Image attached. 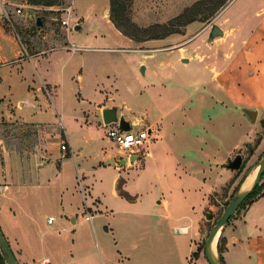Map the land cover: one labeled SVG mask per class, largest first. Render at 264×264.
Here are the masks:
<instances>
[{
    "label": "crops",
    "instance_id": "0c3cea01",
    "mask_svg": "<svg viewBox=\"0 0 264 264\" xmlns=\"http://www.w3.org/2000/svg\"><path fill=\"white\" fill-rule=\"evenodd\" d=\"M107 10L109 7L105 8L104 15L108 21L112 22L111 18L107 16ZM3 12V2L0 0V69L4 66L10 70L14 69L21 79L27 82V90L24 94L15 96L12 84L0 77V103H2L0 122H14L21 124L24 129H31V132L26 131V134H10L8 132L0 134V231L13 249V243L19 248L20 254L16 252V249L14 250L20 264H39L43 258H49L46 255L43 258H37L39 247L34 245L35 239L33 238V234L38 230L40 220L45 219V216H47L48 225H53L57 221L63 230H70L78 223L81 226L88 221L84 215L80 217L79 221L78 217L72 216V222L66 226L64 222L66 220H63L66 214H71L70 208L59 202L67 190L64 185L65 178L69 177L68 174H65L68 172L64 170L63 161L67 162L69 159H72L75 165L76 162L78 163V166L75 167L76 176L82 184L84 182L86 187L84 191H87L91 196V204L88 207H93V217L89 221L92 225L94 224L102 230L101 225L104 224V228L110 229L113 233V231L115 232L114 227L107 225L110 218L105 223L101 219L118 216V219L122 218L129 226L131 224L130 229L134 230V221L128 220V215L131 212H128L127 209L118 210L111 206H113L112 204H142V210L139 212L142 213V216H150L147 223H142V228H147L145 227L147 224L150 228L155 229L153 235L156 242L153 241L154 243L163 244V241H167V232L170 229L175 233L187 235L188 255L183 258V252L179 253L176 247V252L180 257L163 261V264H188V257L194 250L193 239L197 233L196 225L199 223L201 210L196 215H191L190 212L195 207H188L189 201L186 196L195 193L203 194V208L211 194V174L216 180L224 177L227 181L230 180L233 176L232 169L229 170L230 168L227 169L222 165L231 156L242 152L248 144L252 143L258 135L254 134L257 130L253 128L251 134L248 131L234 139L229 136L228 143L226 136H223L226 134H214V137L207 134L206 139L199 134H167L175 144L170 146L167 144L164 134H152L156 131L155 127L161 120L157 119V121L151 122L147 117L137 115L135 108L130 103L118 99L120 90L131 89V94L138 92L139 97L150 98L152 95H156L153 94L154 89H165V80L170 76L168 68L165 67L166 59L173 52H177L180 64L187 66L190 62L195 61L196 68L193 70L195 74L191 75V79L196 76H198L197 79H200L195 84H191L187 77L180 76L176 79L175 84L177 83V85L173 84L172 90L175 97H183L184 100L176 103L174 108L195 97L197 104L211 102L213 108L221 106L226 108V111L232 108L243 117L244 121L251 123L250 127L255 126L259 129L261 121L264 119V0H232L219 14L221 19L219 26L223 30V35L215 37L213 40H209L213 23L200 28L198 24L190 22L187 24L185 34L175 33L164 38L144 41H136L124 35L115 26L123 36V41L131 44L128 47L109 46L111 43L115 44L116 41L101 34L100 36L95 34L88 42L104 43L108 46H79L78 44H81L82 40L84 41L82 37L92 32L88 19L78 22L79 25L84 26V30H80V38L76 42L70 32L69 42L72 41L71 43L75 44L78 49L69 51L71 52L69 58L72 59L76 54H79L82 56L81 65L68 69L71 65L70 60L65 61V63H60L54 72L59 75V79L76 84L75 96L84 106L82 113L87 124L86 132L91 131L89 125L94 123L96 126L105 127L103 109L118 105L119 115H123L130 122L132 129L134 127L152 129L149 147H153L155 144L157 146L155 150H148L141 156L129 154L128 151L121 148L118 149L117 154L109 153L105 147L108 142H103L104 138H100L98 130V133L92 130L91 138L90 136L86 137L85 150L83 147L80 149L74 147L72 139L65 132L66 128L61 115H59V125L63 130V135L58 146V156L50 150L47 142L50 140L49 135L42 134V123L35 119L37 112L34 111L41 106L39 95L44 96L45 92L41 86L47 83V79L39 71L37 74L40 83L34 78V73L29 80L23 75L26 64L32 61L37 63V61L35 58H24V48L19 37L14 32L7 30L2 23ZM160 22L162 23V21ZM112 24L114 23L112 22ZM176 35L181 36L182 39ZM60 51L69 53L68 49H57L51 51L46 58L52 57ZM86 51L106 53L137 51L139 55L135 57L137 58L138 71L140 69L141 72V67L144 65L145 72H141V74L146 77L150 61L153 64L152 72L156 78H150L143 88H138L135 91V87L130 88L128 81L117 73V62L114 63L113 56H107L110 62H102L94 55L90 59L85 57ZM160 52L165 53V56L159 58L158 53ZM185 58L188 59L187 62H184ZM184 66L178 71H188V68ZM54 78L51 79V81L53 80L51 85L55 94L54 98L52 94L50 95V100L56 108L61 83ZM106 81H109L107 85ZM90 87L93 88V91ZM5 88H7V93H4ZM84 90L91 91V93H84ZM6 97L7 101L4 100ZM15 99L17 101L14 104L13 100ZM161 101L159 100L158 103L161 104ZM246 109L257 111L256 121L249 117ZM223 112L221 111V113ZM191 118L193 119L192 116ZM114 125L116 126V124ZM63 139L68 144L66 151L61 149ZM107 140L111 141V138L108 137ZM157 141L161 142L158 144ZM191 142L193 143L192 153L187 156L189 149H185L182 145ZM94 150L97 151L94 156L96 163L93 162L91 167L83 166L80 169L79 161L81 160L83 163V159L86 157L85 153L90 154ZM219 154L226 156L225 161L216 164L211 169V156L215 160V155ZM133 156H135L133 160H136L134 163L130 162ZM147 160L150 166L146 164ZM152 165L157 172V186L160 185L161 189L160 199L156 201L152 197L153 189L147 177L152 172L150 168ZM111 171V178L107 181L111 196L115 201L102 189V186L105 185V180L102 179L105 176L103 174ZM120 184L122 189L133 197L132 201L125 199L126 197L120 194ZM140 186L144 187L143 190L137 191L136 188ZM57 187L60 188L57 190ZM173 195L181 201L174 204ZM51 201L54 204L50 203ZM52 208L59 212L61 219L54 214H48ZM185 208L189 209L187 213L184 212ZM50 218H53L52 223H49ZM96 219H99L101 223H94ZM223 237L226 240L223 257L227 264H264V194L253 201L241 217L225 227ZM153 242H147L149 244L142 247L150 250V243ZM116 244L119 247L117 251L120 257H125L127 264L135 263V260H130L131 256L123 253L126 249L119 244V240H116ZM180 244L183 246L185 242L181 241ZM133 247L136 249L140 247V244H134ZM125 261L122 258L120 264H126Z\"/></svg>",
    "mask_w": 264,
    "mask_h": 264
},
{
    "label": "rangeland",
    "instance_id": "374dc122",
    "mask_svg": "<svg viewBox=\"0 0 264 264\" xmlns=\"http://www.w3.org/2000/svg\"><path fill=\"white\" fill-rule=\"evenodd\" d=\"M123 1L125 2L124 7L127 18H130L140 27H151V33L163 31L162 28H156L153 26L157 24H166L170 20H173L171 28H177L182 31L176 34L186 33L187 25H183V23L191 18H193L192 23L198 24V27L200 28L203 26H209L211 23L220 25L221 19L219 14L225 8L224 6L220 9V11L214 15H211L214 7L217 5L216 3L218 2L216 0ZM229 1L231 2L232 0H228L226 6L230 3ZM2 2L4 8L2 23L9 31L12 32H14L15 27H18L19 39L24 48V58H35L37 61V63L32 61L26 64L23 75L29 80L34 73V78L40 83L37 71H39L40 74L43 73L47 79V83L45 84L47 85L50 94L53 95V98L55 92L53 86L51 85L53 81H51V79L55 77L54 80L61 83L58 92L59 99L57 101L56 108L53 102L50 100V96L46 91L43 90L45 92L44 96L39 95L41 106L37 109H34V111L37 112L35 119L39 123H42V134L49 135L50 140L47 142L50 150L53 151L56 156H58V146L63 135V130L59 125V115H61L66 128L65 132L72 139L74 147L79 149L83 147L85 150L86 147L84 143L86 137L90 136L91 138L93 136L92 130L93 132H97L98 130L99 133H97L100 135V138H104L103 142H108L105 146L106 150L109 153L114 152L117 154L119 149L118 144L112 139L111 141L107 140V132L109 127H103L102 125L96 126L94 123L89 125L91 131L86 132L85 128L87 124L85 123V119H83L84 114L82 113V107L84 106L82 102L80 103V101H78L75 96L77 91L76 84H74V82L69 83V81H64V79L61 78L59 79V75L54 72L56 67L60 66V63H65V61L70 60L71 65L68 67V69H71L75 66L77 67V65H81L82 56H79V54H76L72 59L69 58L71 57V52L69 51H72L70 48L72 41L69 42V34L70 32L72 33L74 42L80 38V30H75V24H78V22L82 21V19H88L89 23L91 24L92 32L87 33L85 37H82L84 41L82 40L80 42L79 40L81 43L78 44L79 46H108L104 43H89L88 40L93 38L95 34L98 36L101 34L108 39L111 38L116 41L114 42L115 44L111 43L112 45L110 44L109 46H131V44L128 42L123 41V36L120 35L115 25L108 21L107 17L104 15V10L106 7H109L110 10V0H60V5L53 6L33 5L27 0H2ZM18 7L22 8V14H18L16 12ZM70 8L71 13L69 14ZM41 16L46 17L43 20V27L41 30H34L33 27L36 26L37 18ZM107 16L110 17V14H107ZM179 16L181 17L177 18ZM63 20H68L69 24L65 25ZM160 21H162V23ZM139 36H142V34ZM176 36L181 37L178 35ZM180 39H182V37ZM63 48L66 50L68 49L69 53L66 51H60L55 53L54 56L46 58L51 51ZM84 54L85 57L89 59L94 55L102 62H110L107 56H113L114 63L117 62V73L128 81L130 88L135 87V91L138 88H143V86L148 83L150 78H156L152 72L153 64L150 61V67L147 71L146 77L141 74L140 69L138 71L137 58L135 57L139 55V52L137 51H118L114 53L86 51ZM177 55V52H173L166 59L165 67L168 68V71L170 72L169 79L172 78V80H165V89L160 88L159 90L155 88L153 94L156 95H152L150 98L139 97V94H137L138 92L131 94V89L120 90V97L118 99L130 103L135 108L137 115L145 116L147 117L148 121L151 122L157 121V119L161 120L159 125L155 127L156 131L152 134H164L166 136L167 144H170V146L175 144L167 134L173 133L199 134V136H203L204 138L207 136V134H210V137H214V134H226L223 136H226L227 143L230 141V137L234 139L239 137L241 134H246L248 131L251 134L253 128L257 130L254 132V134H258L252 143L248 144L242 152L237 153L241 154L243 158L242 166L238 170H231L227 166L229 161L234 159L237 154L231 156L226 161V156L224 154L215 155V160H213V156H211V169H213V166H216V164H221L225 161L222 166L231 170L233 172V176L227 181L226 177L216 180L211 174V194L209 196L208 202L203 208V194L201 195V193H195L193 195L186 196L187 200L189 201V203H187L188 207H195L194 210L190 212L191 215H196V213L200 212L201 210L199 223L196 225L197 233L194 235L193 239L194 250L188 257V264H210L205 254V241L207 240L217 219L220 218L230 202L237 196L244 184V181L256 169L264 157V126L261 121V127L259 129L255 126L250 127L251 123L244 121L242 119L243 117H241V115L232 108H229V110L226 111V108H222L221 106H214L213 108L211 106V102L208 104L204 102L197 104L195 97L190 101H184L183 104L179 105L177 108H174L176 103L184 100L183 97H175V94L172 90L174 86L173 84H175V81H177L176 79L180 76L183 78L187 77L191 84H195L200 79H197L198 76H196L194 79H191V75L195 74L193 71L194 68H196L195 61H192L187 66H184L179 63L180 61ZM158 56L159 58H162V56H165V53L160 52L158 53ZM183 66L188 68V71H178L179 69L183 68ZM0 77L12 84L15 96H18L19 94L22 95L27 90V82L22 80L21 76L17 74L14 69L10 70L7 66L2 67L0 69ZM108 82L109 81H106V85ZM175 85H177V83ZM156 87L159 86L156 85ZM91 90L93 91V88H91ZM4 93H7V88H5ZM84 93L89 94L91 91L86 92V90H84ZM4 100L7 101V97L4 98ZM159 100H162L161 104L158 103ZM16 101V99L13 100V103L15 104ZM0 106H2V103H0ZM221 111L224 112L221 113ZM110 127H115V125L113 124ZM133 129L134 131L140 130L136 127ZM26 131L31 132V129H24L21 124H16L14 122H0V134H5L7 132L10 134H26ZM100 142L102 141L100 140ZM160 142L161 141H157L156 143L159 144ZM156 146V144L153 147L146 146L144 154L148 150H155ZM182 146H184L185 149H189L187 156L191 155L193 143L191 142L190 144ZM96 152L95 150L90 154L86 152V157L83 159L84 162L82 163L81 160L79 161V168H83V166L91 167L93 162L96 163L94 161ZM64 156H66V154ZM143 158L145 159L146 157L144 156ZM148 160L146 164L150 166ZM135 161L136 160H130L132 163ZM63 163L65 165L64 170L68 172L65 174H68L69 177L65 178L64 185L67 190L59 202L70 208L71 214H66L63 217V220H66L64 222L67 226L69 225V222H72V216L78 217V221L82 215L85 217L84 212L86 206L91 204V196L87 193V191L85 192L82 189V186H85L84 182L82 184V182L79 183L77 180L78 178L76 176L75 167L78 166V163L76 162L75 165L72 159H69L67 162L63 161ZM150 168L152 169V172L147 177L149 178L152 185V197L156 201L160 199L161 189L160 185L157 186L158 179L155 167L152 165ZM111 173L112 171L103 174L106 177L103 176L102 178L105 180V185L102 186V189L111 199H113L107 181L111 178ZM201 181L203 180L201 179ZM59 188L60 187H57V190ZM143 188V186H140L139 188L137 187L136 190L141 191ZM263 190L264 175L262 176V179L259 183L258 191L261 192ZM84 192L86 194L85 196ZM173 200L174 204L181 201L174 195ZM250 202L251 199L247 200L246 203H242L228 223L221 228V235L218 239L217 248L220 244V238L223 237V231L225 230V227L227 225H231L235 219L241 217L244 211L250 205ZM50 203L53 202L51 201ZM112 205V208L118 210L127 209L128 212H131L128 215V220L134 221V230L130 229L132 227L131 224L130 227L122 218L118 219V216L115 218L108 217L101 219L103 223H105V221L110 218V221L107 223V225L114 227L116 233L114 231L112 233L110 229L106 230L103 226L104 224L101 225L102 230L101 228H97L94 224L93 227L89 221L85 222L81 226L78 223L76 226L70 228V230H63L57 221L53 225H48L46 222L47 216H45V219L42 218V220H40L37 232L33 234V238L35 239L34 245H38L39 247L37 258H43V256L46 255L51 259L50 264H120V260L123 258V261H125L126 258L120 257V254L117 251L119 247L116 244V240H119V244L125 247L126 251L123 253L125 255L131 256V261L135 260V263L133 264H163V261L165 262L171 260V258H179L180 251L183 252V258L185 255H188L187 249L189 241L187 239V235L175 233L172 229L167 232V241H163V244L154 243L156 242V239L153 235L155 233V229L150 228V226L147 224H145V227L147 228H142V223H147L150 218V216H142V213L139 212L142 210V204ZM89 210L93 214V207H90ZM188 210V208H185L184 212L187 213ZM207 213H212V218H208ZM48 214H54L59 217V212L53 208L48 212ZM59 219L61 218L59 217ZM97 222H100V220L96 219L94 221V223ZM181 241L185 242L183 246L180 244ZM147 242H153L150 243V250L142 247L145 244H149ZM223 242L224 241L221 242L222 246H224ZM134 244H140V247L135 249L133 247ZM12 245L14 249H16V252L20 254L17 245L15 243ZM10 247L12 248L11 244ZM176 247L177 250H179V253L176 252ZM217 248L216 255L219 257ZM14 249L12 248L15 256L17 257ZM43 259L39 261V264H43ZM125 263L127 264V260ZM6 264H9L7 260Z\"/></svg>",
    "mask_w": 264,
    "mask_h": 264
},
{
    "label": "water",
    "instance_id": "95a60500",
    "mask_svg": "<svg viewBox=\"0 0 264 264\" xmlns=\"http://www.w3.org/2000/svg\"><path fill=\"white\" fill-rule=\"evenodd\" d=\"M107 13L110 14V10H107ZM45 16H41L37 18L36 26L38 27L39 30L42 29L43 27V20L45 19ZM75 30H84L83 25L77 24L75 26ZM223 35V30L218 24H213L211 27L210 35H209V40H213L215 37ZM188 59L185 58L184 62H187ZM141 72H145V67L144 65L141 67ZM249 117L253 120L256 121L257 118V111L255 110H250L246 109L245 110ZM103 115V121L106 125H111L115 123H119V127L124 130V131H129L132 129V126L128 120L125 119L123 115H119V107L118 105H113L109 107H105L102 111ZM135 156L132 157V160L134 159ZM243 163V158L241 154H237V156L230 160L228 163V168L232 170H238L241 168ZM264 174V157L262 158L258 172L256 174L254 183L250 190H248L245 193H238L237 196L230 202V204L227 206L223 214L220 216V218L217 219L215 225L211 229V232L205 241V254L210 262V264H217L215 260L213 259L211 252H210V245L217 234L218 230L224 227L230 218L236 213L237 209L241 206V204L246 200L247 196L256 188V186L260 183L262 176ZM247 180V179H246ZM244 181V183L246 182ZM213 214L212 213H207L208 218H212ZM0 250L4 257L6 258L7 262L9 264H20L18 261L17 257L15 256L12 248L10 247L6 237L0 232ZM220 264H222L220 262Z\"/></svg>",
    "mask_w": 264,
    "mask_h": 264
},
{
    "label": "trees",
    "instance_id": "16d2710c",
    "mask_svg": "<svg viewBox=\"0 0 264 264\" xmlns=\"http://www.w3.org/2000/svg\"><path fill=\"white\" fill-rule=\"evenodd\" d=\"M29 3L33 5H45V6H53V5H60V0H27ZM218 1L216 4V7H214L212 14L214 15L218 11H220L221 8L226 6L228 0H216ZM125 2L123 0H110V18L111 21L114 23V25L126 36H129L130 38L136 40V41H144L148 39H154V38H164L168 35H171L173 33H179L182 32L179 29H174L172 27L173 20H170L166 24H157L153 27L156 28H162L163 31H157L155 33L150 32L151 27H140L135 22H133L130 18H127L125 15ZM181 16L177 17L180 18ZM176 19V18H175ZM193 21V18L187 20L183 25H187L190 22ZM33 29H38L37 26H34ZM8 30V29H7ZM14 33L19 37V29L18 27H15ZM142 34V36H139ZM262 124L264 126V120H262ZM264 175V174H263ZM259 190V184L256 186V188L247 196L245 203L247 200L251 199L250 204L255 201L258 197L262 196L264 194L263 191ZM119 191L120 194L124 197H126L128 200H132L133 197L125 190L122 189L121 184L119 185ZM243 202V203H244ZM231 219V218H230ZM222 241H224V246H222ZM226 240L224 237L220 238V244L218 245V253H219V260L222 264H227L224 260L223 253L226 249ZM0 264H6V258L2 254L0 250Z\"/></svg>",
    "mask_w": 264,
    "mask_h": 264
},
{
    "label": "built area",
    "instance_id": "2783aa9c",
    "mask_svg": "<svg viewBox=\"0 0 264 264\" xmlns=\"http://www.w3.org/2000/svg\"><path fill=\"white\" fill-rule=\"evenodd\" d=\"M16 12L18 14H22L23 10L21 7H18L16 9ZM70 13H71V8L69 9V14ZM63 23L65 25L69 24L68 20H63ZM70 48L72 51L78 49V47L73 43L71 44ZM42 90L46 91L49 96L51 95L46 84L42 85ZM60 120L62 123L61 118ZM115 124H116L115 127H110L111 125L105 124V127H109V130L107 132L108 137L111 138L115 143H117L119 148L128 151L129 154H137L139 156L143 155L146 150V146L149 147V144L151 142L150 134L152 133V129L144 128L138 131H134L133 129L129 131H124L119 127V123H115ZM67 148H68L67 141L63 139L62 144H61V149L63 151H66ZM78 181L79 183H81L80 179H78ZM82 189L86 190V187L82 186ZM89 208L90 207L86 206V209L84 212L85 219L88 221H90L93 217ZM52 222H53V218H50L49 223H52ZM43 264H50V259L49 258L43 259Z\"/></svg>",
    "mask_w": 264,
    "mask_h": 264
},
{
    "label": "bare ground",
    "instance_id": "6f19581e",
    "mask_svg": "<svg viewBox=\"0 0 264 264\" xmlns=\"http://www.w3.org/2000/svg\"><path fill=\"white\" fill-rule=\"evenodd\" d=\"M258 168H259V165L256 167V169L252 173L250 172L251 174L249 175V177H247L246 182L241 187L240 193H245L248 190H250V188L252 187V185L254 183L256 174L258 172ZM220 235H221V229L218 230L217 234L215 235V237H214V239L210 245L211 255H212L213 259L215 260V262H217V264H220L219 257H217V255H216V248H217V243H218V239H219Z\"/></svg>",
    "mask_w": 264,
    "mask_h": 264
}]
</instances>
